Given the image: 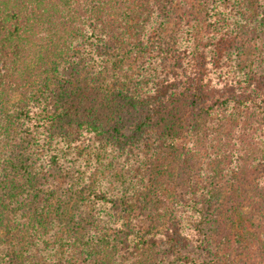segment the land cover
I'll use <instances>...</instances> for the list:
<instances>
[{
	"label": "trees",
	"instance_id": "16d2710c",
	"mask_svg": "<svg viewBox=\"0 0 264 264\" xmlns=\"http://www.w3.org/2000/svg\"><path fill=\"white\" fill-rule=\"evenodd\" d=\"M251 228L264 0H0V264H221Z\"/></svg>",
	"mask_w": 264,
	"mask_h": 264
},
{
	"label": "rangeland",
	"instance_id": "374dc122",
	"mask_svg": "<svg viewBox=\"0 0 264 264\" xmlns=\"http://www.w3.org/2000/svg\"><path fill=\"white\" fill-rule=\"evenodd\" d=\"M239 229V228H236ZM250 234L247 237L249 240L244 239L247 250H233L232 253L225 251H219L218 253L207 256L206 258H215L218 256L221 264H264V231H257L253 228L250 230ZM255 236V238H254ZM258 240L256 242L255 240ZM242 240V237H241Z\"/></svg>",
	"mask_w": 264,
	"mask_h": 264
}]
</instances>
